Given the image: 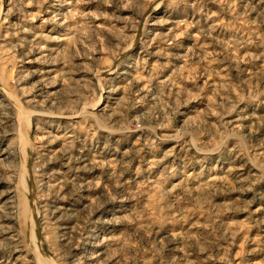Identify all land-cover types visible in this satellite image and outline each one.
Wrapping results in <instances>:
<instances>
[{
	"label": "rangeland",
	"instance_id": "obj_1",
	"mask_svg": "<svg viewBox=\"0 0 264 264\" xmlns=\"http://www.w3.org/2000/svg\"><path fill=\"white\" fill-rule=\"evenodd\" d=\"M40 258L264 264V0H0V264Z\"/></svg>",
	"mask_w": 264,
	"mask_h": 264
},
{
	"label": "bare ground",
	"instance_id": "obj_2",
	"mask_svg": "<svg viewBox=\"0 0 264 264\" xmlns=\"http://www.w3.org/2000/svg\"><path fill=\"white\" fill-rule=\"evenodd\" d=\"M42 259H43V258H40V259H39V263H40V264H46V263H44V262L42 261ZM39 263H38V264H39Z\"/></svg>",
	"mask_w": 264,
	"mask_h": 264
}]
</instances>
